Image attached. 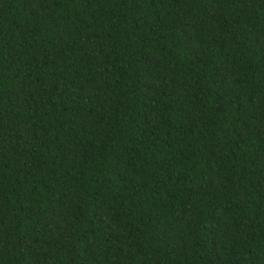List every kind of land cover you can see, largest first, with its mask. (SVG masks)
<instances>
[{"label":"trees","instance_id":"16d2710c","mask_svg":"<svg viewBox=\"0 0 264 264\" xmlns=\"http://www.w3.org/2000/svg\"><path fill=\"white\" fill-rule=\"evenodd\" d=\"M0 264H264V0H0Z\"/></svg>","mask_w":264,"mask_h":264}]
</instances>
